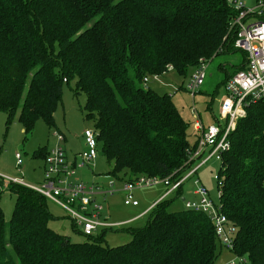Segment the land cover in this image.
<instances>
[{"label":"trees","instance_id":"1","mask_svg":"<svg viewBox=\"0 0 264 264\" xmlns=\"http://www.w3.org/2000/svg\"><path fill=\"white\" fill-rule=\"evenodd\" d=\"M236 15L228 0H0V112L8 122L18 116L25 134L40 119L55 127L64 85L76 79L85 117L113 163L109 175L179 178L198 134L172 95L144 78L168 65L190 76L200 58L236 51ZM245 67L246 59L233 72L222 66V85ZM229 138L218 174L223 213L236 227L231 250L242 264H264V98L247 101ZM49 153L42 147L34 155ZM8 189L16 203L9 220L0 206V264H215L221 251L205 212L169 210L182 190L157 202L144 226L126 227L129 242L110 246L106 228L73 241L50 227L43 194Z\"/></svg>","mask_w":264,"mask_h":264},{"label":"built area","instance_id":"2","mask_svg":"<svg viewBox=\"0 0 264 264\" xmlns=\"http://www.w3.org/2000/svg\"><path fill=\"white\" fill-rule=\"evenodd\" d=\"M228 2L237 10V15L233 18L230 27V29H235L237 34L233 45L246 54V67L237 71L226 81L224 85L225 95L217 115L218 120L206 124L194 105L193 129L198 134L199 140L196 149L189 153L190 156L185 163L187 166L183 170L184 173L179 178H174V174L166 177L141 175L133 180L124 181L122 189L125 192L124 203L138 206L140 202L135 196L137 189L164 185L166 191L157 201L159 202L172 193L177 194L179 190H183L185 184L191 180L195 185L193 193L196 197L184 199L185 208L205 212L212 220L221 244L232 249L236 227L223 213L221 201L212 199L208 187L199 177V171L212 159H216L219 163L223 160L224 152L230 147L229 135L231 131L236 128L238 119L246 115L247 101L264 98V18L262 17L264 15V1L257 0L254 6L241 0H228ZM211 60L212 58H200L199 65L192 71L187 83V91L192 98L196 97L204 84ZM153 77L156 80L160 79L158 75L146 76L144 83L148 84ZM53 135L59 143L65 139L64 134L58 130H55ZM84 138L85 149L80 153V166L93 164L99 153L98 134L95 129H85ZM59 143L51 149L47 157L45 181L42 184H26L22 179L10 177L0 172V179L2 180H0V185L5 186L4 181L20 183L40 192L69 212L72 220L77 227H80L85 236L94 235L102 228L119 225V223L104 222L101 219L104 206L97 199L98 196L107 198L117 192L115 178L110 181V185L106 188L98 184L87 185L80 179L74 180L75 166L67 161L65 149ZM17 156L19 157V154ZM18 163L21 161L18 160ZM214 178L218 184L220 197L222 179L218 172ZM240 260L245 262L244 258ZM230 263L235 264V262Z\"/></svg>","mask_w":264,"mask_h":264},{"label":"rangeland","instance_id":"3","mask_svg":"<svg viewBox=\"0 0 264 264\" xmlns=\"http://www.w3.org/2000/svg\"><path fill=\"white\" fill-rule=\"evenodd\" d=\"M241 1L254 6L257 0ZM235 50L236 51L224 49L223 51V48L220 47L217 51L223 52L219 53L217 56L214 54L211 57L213 58L215 56L208 66L205 82L194 98H192L187 91V83L190 76L180 75L172 65H168L169 68H172L163 74H153L154 76L158 75V78L160 79L156 80L153 77L150 79L147 86L152 87L161 94H170L171 92L170 95H172L174 102L181 110L183 116L191 121V123L195 119V115L193 114L194 105L197 107V110L200 112L203 121L206 124L213 123L215 122L214 115H218L222 98L225 95V89L222 85V81L225 78V72L222 71V66L228 71L233 72L236 70V67L241 65L244 59L242 51L237 50L236 48ZM130 74L133 75L132 70L130 71ZM142 85L144 86V84ZM214 93H216L215 97H213ZM85 105L86 94L84 92H76V79H74L69 84L66 83L64 85L62 101L55 112V127H50L44 120L40 119L34 130L25 134L23 125L18 116H15L8 122L7 114L1 112L0 171L13 176H25V178L30 181H41L43 178L45 161L43 158L35 156L34 153L42 147L50 149L53 144H55L56 139L53 132L56 129L66 135L68 139L66 146L69 155L73 152L82 150L81 138L84 137L83 134L85 129L95 128L94 120H88L85 117ZM190 132L193 134V124L191 125ZM98 151L97 160H99V167L97 169L106 170L109 162L103 153L101 144H98ZM18 154L19 157L17 156ZM18 160L21 161L20 166ZM219 167L220 163L216 159H212L199 171V177L206 184L212 199L215 201L219 200V191L214 176L218 172ZM92 168L96 169L95 166ZM80 169L81 168H79V170ZM193 188L195 189V185L191 180L185 184V196L187 199L194 198L191 193H188V191L193 190ZM162 189L165 190L164 185L144 187L137 189L135 195L142 201V204L145 207L148 202H152L157 198L158 193H160ZM120 194L121 193L116 192L115 195L107 197L106 200L102 199L103 197L101 196L97 197L98 202L105 206V209L101 212L102 220L105 219V215L108 216V213H111V216H109L107 220L109 222L111 221L110 223H113V221L128 217V214L132 212L134 206L126 205ZM175 195L176 194L173 193L167 198H175ZM15 203L16 195L9 189H3V187L0 186V206L3 209L7 220L11 219L13 215ZM47 204L49 211L52 214V218L49 221L50 227L60 233L69 235L71 239L76 242H82L87 239L85 235L81 234L78 230H75L73 224L74 221L69 212L52 201H48ZM182 208H185V204L181 198L175 199L169 206V210L172 211ZM147 220L148 216H144L135 221L115 222L119 223V225L106 228L105 240L110 246L127 243L132 239V235L125 228L128 226H144L147 223ZM77 228L81 231L80 227ZM102 230L103 229H100L96 234H101ZM220 250V254L215 264H228L230 262L242 264L240 257L233 253L231 249L220 245Z\"/></svg>","mask_w":264,"mask_h":264},{"label":"crops","instance_id":"4","mask_svg":"<svg viewBox=\"0 0 264 264\" xmlns=\"http://www.w3.org/2000/svg\"><path fill=\"white\" fill-rule=\"evenodd\" d=\"M247 4V3H246ZM264 11V10H263ZM235 48V47H234ZM238 50V49H237ZM243 53V52H242ZM245 54V53H244ZM246 59V55H244V59H243V61ZM243 61H242V63H243ZM223 71V70H222ZM224 72V71H223ZM170 94H171V92H170ZM1 113V112H0ZM57 130V129H56ZM58 131H60V130H58ZM61 132V131H60ZM61 133H63V132H61ZM64 134V133H63ZM64 136H65V139H64V141L63 142H58L57 141V139H56V137H55V139H56V142H55V144H53V146L50 148V151H51V149L56 145V144H60V145H62L63 147H64V149H65V153H66V158H67V161L69 162V163H71L73 166H75V170H76V173H75V175H73V179L74 180H76L77 181V179H80V180H82V181H84L87 185H91V184H98V185H100V186H103V187H108L109 185H110V181L111 180H113L114 178V180H115V186H116V188H117V192L118 193H121L120 194V196L121 197H123V201H124V197H125V192L123 191V189H122V187H123V182L125 181V180H121V179H118V178H116V177H113V176H111V175H109L108 174V172H110L111 170H112V168H113V163H111V162H109V165H108V168L106 169V170H98L97 168L99 167V160H97L98 159V157H97V159H96V161L93 163V164H89V165H84V166H80V164H81V157H80V153L85 149V139H84V137L83 138H81L82 140H81V142H82V150H80V151H76V152H73L72 154H68V152H67V146H66V143H68V139H67V137H66V135L64 134ZM83 136H84V134H83ZM50 154V153H49ZM48 154V155H49ZM48 157V156H47ZM47 157H46V159H45V157H41V158H43L44 159V161H45V164H44V168H43V178L41 179V181H30V180H27L26 178H25V176H13V175H9V174H6V175H8V176H10V177H15V178H18V179H22L26 184H31V185H40V184H42L44 181H45V170H46V166H47ZM21 165V163H19V166ZM91 165H93V166H91ZM91 166V167H90ZM96 167V169L95 168H92V167ZM79 168H81L80 170H79ZM1 172V171H0ZM3 173V172H2ZM3 174H5V173H3ZM76 175H78V176H76ZM1 180V179H0ZM2 181V180H1ZM42 182V183H41ZM4 183H5V186L4 185H0L1 187H3V189H8L7 187H9L12 183H8V182H6V181H4ZM14 184H20V183H14ZM21 185H23V184H21ZM26 186V185H25ZM164 189H162V191H160V193H158V196H157V198H155L152 202H148V204H146V206L144 207V205L142 204V201L139 199V198H137L138 200H139V205L138 206H134V208L132 209V212H130L129 214H128V217H126V218H123V219H119V220H116V221H113V223L115 224V222H127V221H135V220H138V219H140V218H142V217H144V216H148V213L147 212H149L150 210H149V208H151L158 200H160V198L162 197V195L165 193V191H166V187H165V190L163 191ZM193 190H194V188H193ZM193 190H191V191H188V193H191V195L195 198L196 197V195H194V193H193ZM162 192V193H161ZM182 192V194L180 195L181 197V199L184 201V199H187V197L185 196V186H184V188H183V190L181 191ZM173 194V193H172ZM176 194V193H175ZM115 195V194H114ZM136 196V195H135ZM170 196V195H169ZM101 197H103L102 199H105L106 200V198H104V196H101ZM110 197V196H109ZM48 199V198H47ZM111 199V198H110ZM48 201H52V200H50V199H48ZM53 202V201H52ZM55 203V202H54ZM108 203V202H107ZM56 204V203H55ZM103 205V204H102ZM104 206V205H103ZM104 209H105V206H104ZM108 210H109V205H108ZM109 215L107 216V215H105V219H103V221L104 222H109L108 220H107V218L109 217V216H111V213H108ZM111 222V221H110ZM103 229V228H102ZM105 229V228H104Z\"/></svg>","mask_w":264,"mask_h":264}]
</instances>
